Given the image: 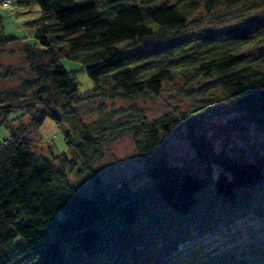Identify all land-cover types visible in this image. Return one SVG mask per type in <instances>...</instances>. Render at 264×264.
Instances as JSON below:
<instances>
[{
    "label": "trees",
    "instance_id": "16d2710c",
    "mask_svg": "<svg viewBox=\"0 0 264 264\" xmlns=\"http://www.w3.org/2000/svg\"><path fill=\"white\" fill-rule=\"evenodd\" d=\"M16 3H36L39 15L29 22L36 43L21 45L0 14V57H17L12 66L0 59V78L29 76L0 89V126L9 129L0 264H264V142L245 152L213 138L264 130V0ZM61 57L78 61L94 86L79 91ZM176 79L192 99L182 112L148 120L133 109L104 126L82 124L75 111L96 98L159 96ZM14 109L20 115L7 119ZM46 116L63 124L67 153H37ZM124 133L147 176L134 187L103 183L94 167L105 140ZM172 133L188 141L190 158L168 159ZM70 173L88 182L78 186Z\"/></svg>",
    "mask_w": 264,
    "mask_h": 264
},
{
    "label": "rangeland",
    "instance_id": "374dc122",
    "mask_svg": "<svg viewBox=\"0 0 264 264\" xmlns=\"http://www.w3.org/2000/svg\"><path fill=\"white\" fill-rule=\"evenodd\" d=\"M1 1V0H0ZM4 0L1 2L3 3ZM171 2V0H168ZM0 6V14L2 16L3 28L6 36L16 38L18 44H35L36 39L32 33V27L29 22L39 15L36 3H29L25 6H20L16 0H12L11 4L4 1ZM231 19V18H229ZM229 19H224L221 22H230ZM206 26H211L214 23L205 22ZM5 65L17 64V57H0ZM63 67L68 70H76L75 81L79 91L91 89L94 86L92 79L80 68L82 65L75 60L61 57ZM28 79V75L19 72L12 77L0 78V89L10 87L18 83L22 79ZM181 83L176 79L168 82L159 96H151L150 94H137L131 98H122L118 100H103L93 99L87 102L79 103L75 106V111L84 125H93L103 123L104 126L109 121H114L122 118L130 110H140L148 119L158 117L159 115L169 112L171 114L182 112L190 109L192 99L185 93H181L175 86H180ZM201 86V84H199ZM199 85H194L197 88ZM20 111L17 109L11 110L6 116L7 119L18 117ZM234 113L227 114L217 113L211 117L214 122H223L228 116H233ZM34 141L35 149L38 154L49 155L51 152L57 154L59 152H68L67 144L64 140V127L55 118L46 116L41 124L35 130ZM9 136V129L5 126H0V144ZM216 146H225L232 150H242L252 152L258 148L261 142H264V130L259 129L254 124H251L247 129L232 131L229 135L219 134L213 136ZM104 145L101 147V154L98 160L94 163L97 174L102 179L103 183L114 181L117 179H125L130 187L142 184L147 180V176L143 170V156L136 148L131 134H121L107 138ZM166 156L173 162H180L184 158L192 156V150L189 143L183 137L172 133L169 135L166 144ZM69 179L80 186L88 182V178L83 175L77 177L74 173L69 174Z\"/></svg>",
    "mask_w": 264,
    "mask_h": 264
},
{
    "label": "built area",
    "instance_id": "2783aa9c",
    "mask_svg": "<svg viewBox=\"0 0 264 264\" xmlns=\"http://www.w3.org/2000/svg\"><path fill=\"white\" fill-rule=\"evenodd\" d=\"M4 1L9 2V0H4ZM4 1H3V3H4ZM3 3H2V4H3Z\"/></svg>",
    "mask_w": 264,
    "mask_h": 264
},
{
    "label": "bare ground",
    "instance_id": "6f19581e",
    "mask_svg": "<svg viewBox=\"0 0 264 264\" xmlns=\"http://www.w3.org/2000/svg\"><path fill=\"white\" fill-rule=\"evenodd\" d=\"M206 245V244H205Z\"/></svg>",
    "mask_w": 264,
    "mask_h": 264
}]
</instances>
